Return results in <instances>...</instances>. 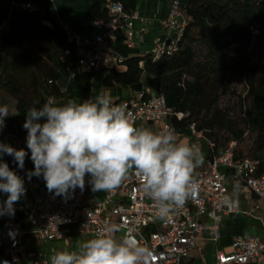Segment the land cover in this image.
Segmentation results:
<instances>
[{
  "label": "built area",
  "instance_id": "1",
  "mask_svg": "<svg viewBox=\"0 0 264 264\" xmlns=\"http://www.w3.org/2000/svg\"><path fill=\"white\" fill-rule=\"evenodd\" d=\"M168 5L167 17L159 22L167 37L154 47V60L172 55L177 50L178 39L189 19L183 10V0H168ZM106 6L110 17L92 22L91 37H83L64 27L67 47L63 59L69 65L71 78L98 70L109 60L115 66L120 65L124 59L114 51L112 41L126 29L128 46L132 47L135 22L145 24L151 20L126 9L121 1L109 0ZM21 7L26 11L37 10L31 2L21 3ZM1 28L0 24V35ZM113 103L126 105L137 127L144 128V123L148 122L153 132L173 130L178 141L197 148L203 141L208 142L205 132L195 123L187 128L186 133H179L170 118L183 119L188 114L169 107L165 96L149 86L134 90ZM6 144L21 149V139L15 134L8 136ZM238 150L239 142L230 140L211 157L208 155L205 167L193 173V179L199 185L197 194L182 206H174L166 218L156 216L153 202L144 194L142 181L134 171L115 190L106 191L103 200L91 204L87 203L91 189L89 176L85 177L83 191L77 188L64 198L43 193L41 180L35 176L29 180L27 170L14 171L24 180L26 194L13 205L16 216L0 224V264H50L49 254L54 249L37 255L28 252L27 241L31 235H36L44 243L65 241L74 234L87 241L98 231L112 226L118 228L112 233L117 239L129 236L149 249L152 254L149 264H264V237L248 235L235 236L231 251L218 250L212 262H206L203 257L200 263L193 261V252L201 251L197 240L206 230L204 218L212 221L209 240L218 242L223 220L241 212L239 204L228 197L226 182L229 174L236 186L248 188L264 201V175H256L259 162L241 156ZM8 157L3 155L2 161L9 166ZM259 208L256 205L247 214H253Z\"/></svg>",
  "mask_w": 264,
  "mask_h": 264
},
{
  "label": "trees",
  "instance_id": "2",
  "mask_svg": "<svg viewBox=\"0 0 264 264\" xmlns=\"http://www.w3.org/2000/svg\"><path fill=\"white\" fill-rule=\"evenodd\" d=\"M108 1L91 4L93 21L109 19ZM185 14L189 19L172 55L158 60L152 55L124 59L119 65L123 69L113 68L104 77L103 86L141 90L146 79L150 88L165 96L169 107L188 114L183 119L170 118L179 133H186L192 123L205 132L209 157L230 140L240 144L253 132L251 156L238 151L259 162L256 175L262 176L264 54L251 48L264 46V0H185ZM0 24V91L16 102V113L5 118L0 135L15 134L21 147H27V130L23 128L27 110L34 105L39 108L49 97L56 103L67 97L59 82L69 66L63 59L67 36L55 21L41 24L36 34L13 15L0 19ZM145 61L148 63L143 67ZM229 72L241 76L246 85L239 112L221 106V100L234 93L231 79H226ZM88 76L92 78L93 73ZM87 99L89 90L80 102ZM27 153L23 169L12 156L7 158L9 168L16 172L34 170L29 149ZM37 178L45 184L42 177ZM15 216H0V224Z\"/></svg>",
  "mask_w": 264,
  "mask_h": 264
},
{
  "label": "clouds",
  "instance_id": "3",
  "mask_svg": "<svg viewBox=\"0 0 264 264\" xmlns=\"http://www.w3.org/2000/svg\"><path fill=\"white\" fill-rule=\"evenodd\" d=\"M26 113L23 128L34 164L27 177H42L55 196L68 198L77 188L83 191L86 176L93 192L113 191L134 171L156 216L166 218L174 206H182L198 192L193 173L202 156L197 147L178 141L173 130L157 133L137 127L126 105L114 104L107 93L64 105L49 97ZM9 115L8 106L0 105V131ZM5 154L23 169L28 153L0 142V192L7 195L0 216H14L13 205L25 196L26 188L2 161ZM116 231V226L100 230L77 250L57 251L50 264H149V249L129 236L117 239L112 234Z\"/></svg>",
  "mask_w": 264,
  "mask_h": 264
},
{
  "label": "crops",
  "instance_id": "4",
  "mask_svg": "<svg viewBox=\"0 0 264 264\" xmlns=\"http://www.w3.org/2000/svg\"><path fill=\"white\" fill-rule=\"evenodd\" d=\"M95 0H0V19L15 16L19 18L28 28L31 34H36L41 24L51 25L53 21L69 29L72 32L78 33L83 37H91L93 34L91 4ZM121 1L125 8L138 12L143 17L151 18L147 23L136 21L133 28V46H128L127 30L120 31L119 36L112 41L114 51L123 59L134 56H150L153 49L159 42L166 39L167 35L164 29L160 26V20L167 17L169 12L168 0H118ZM31 2L36 5V11H26L21 7V3ZM183 10L185 11V0H183ZM145 30H142V29ZM148 61L142 62V66ZM117 67L119 70L122 66H115L111 60L107 61L98 70L93 71V76L90 78L88 74L91 72H83L75 78L70 77L67 72L60 79L61 89L66 92L67 97L58 101L59 105L66 104L69 100H75L80 103V99L86 90H89V97L94 98L97 94L107 93L111 96L112 101H118L128 96L134 91L131 88H123L115 86L111 89L103 86L104 77L109 72ZM144 87L148 86L146 79L143 81ZM144 128L153 131L148 122L144 123ZM0 142L7 143L8 136L0 135ZM202 156V163L194 170H202L206 165V160L209 155V144L205 140L197 148ZM227 193L228 197L237 202L241 212L232 214L226 217L220 224V237L218 242L209 240V229L212 221L209 218H204L206 230L197 240V245L201 251L193 252V261L200 263L202 257L206 262H212L215 259V254L218 250L226 253L231 251L233 238L235 236H259L264 237V201L257 198L253 193L244 186H236L234 178L231 174L227 177ZM41 191L48 192L46 185L42 184ZM106 191L93 192L92 187L89 193L88 204L96 200H103ZM1 194V192H0ZM6 198L0 196V201H5ZM258 205L259 209L253 214H247ZM74 236V235H73ZM78 237V235H75ZM79 238V237H78ZM62 242V241H58ZM197 256H195V255Z\"/></svg>",
  "mask_w": 264,
  "mask_h": 264
},
{
  "label": "rangeland",
  "instance_id": "5",
  "mask_svg": "<svg viewBox=\"0 0 264 264\" xmlns=\"http://www.w3.org/2000/svg\"><path fill=\"white\" fill-rule=\"evenodd\" d=\"M251 51H260L264 54V46L257 47L256 45H252ZM226 79L232 81L231 83V90L234 92L229 96H225L221 100V106H229L233 108L236 112H239V106L241 100L246 95V85L244 79L239 75H232L230 72L226 75ZM247 104V100L245 101ZM0 105H7L9 108V114L13 115L16 113V102L15 100L10 97L5 92L0 91ZM255 134L253 132H248L243 140L239 144V151L243 156H251V148ZM21 149H24L28 152V148L26 146H22ZM3 158V157H2ZM0 196L4 199L7 197L6 194L2 193ZM74 236L66 239L62 242H48L44 243L41 242L36 235H31L28 238V252L32 255H37L38 252H49L50 249H54V251L50 252V256L53 255L57 251L68 250L74 251L79 248V246L85 242V238ZM195 255V254H194ZM196 256V255H195ZM197 257V256H196Z\"/></svg>",
  "mask_w": 264,
  "mask_h": 264
}]
</instances>
